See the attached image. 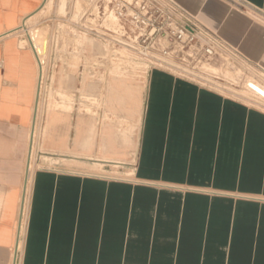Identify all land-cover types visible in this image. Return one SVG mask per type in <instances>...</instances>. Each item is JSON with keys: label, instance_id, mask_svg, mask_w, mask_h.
Wrapping results in <instances>:
<instances>
[{"label": "crops", "instance_id": "crops-1", "mask_svg": "<svg viewBox=\"0 0 264 264\" xmlns=\"http://www.w3.org/2000/svg\"><path fill=\"white\" fill-rule=\"evenodd\" d=\"M230 1L264 16V0H178L264 73V26ZM44 2L0 0V264H12L23 200L18 264H264V100L147 69L130 177L50 166L41 154L84 168L120 162L126 131L92 106L121 92L101 80L98 39L94 60L71 40L60 65L55 36L38 34L40 61L28 28Z\"/></svg>", "mask_w": 264, "mask_h": 264}, {"label": "rangeland", "instance_id": "rangeland-1", "mask_svg": "<svg viewBox=\"0 0 264 264\" xmlns=\"http://www.w3.org/2000/svg\"><path fill=\"white\" fill-rule=\"evenodd\" d=\"M91 1L92 0H48L42 9L43 11L36 16L39 24L29 26L28 28L30 30L28 32H31L34 27H39V37L55 36L57 59L60 65L65 64V53L71 40L80 47L83 45L84 41V45L88 48L89 58H91V61L94 60L92 51L98 49L95 48V46L92 47V44H97L98 42L91 36L82 33L77 28V23L81 21L83 14L88 10ZM230 2L229 5H231L232 8L238 7L245 13V16L249 17L255 23L264 26L263 15L247 5L233 1ZM100 45H103L105 50L102 63L106 69L101 80L109 85H113L114 83L120 84L121 92L120 96L118 95L117 97L114 95H107L105 104H99L98 101L95 100L92 106H95L96 110L105 108L107 113L113 114V121L116 127L122 128V131H126V133H122L121 138L116 139V144L119 145L122 150L120 162H105V165H97L94 168H84L79 161L75 160H63L60 159V157H57V159H50L42 154L40 158L42 162L49 163L50 166H55L60 170L96 174L110 178H129L131 173L130 165L134 161L136 141L141 124L142 90L140 87H143L146 81L147 65L136 59L132 53L125 49L113 51L112 48L104 44L100 43ZM223 57L224 60L221 61L222 63L214 67L211 66L212 68L209 66L207 67V70L215 76L212 82H214L217 87L230 91L237 96L240 94L246 97L243 92H250L244 84L247 79H253L264 85V73L258 66L246 62L238 55L234 57L223 55ZM78 61L79 58H75V64ZM228 70H231V72ZM57 76V83L59 85L62 83L64 84L66 80L65 73H59ZM53 108L58 111L65 110V106L62 105L53 106ZM91 111L92 109L89 110L90 113ZM37 142L38 139L35 136L31 173L35 167V160L38 157L36 153ZM74 156L78 155L75 154Z\"/></svg>", "mask_w": 264, "mask_h": 264}, {"label": "built area", "instance_id": "built-area-1", "mask_svg": "<svg viewBox=\"0 0 264 264\" xmlns=\"http://www.w3.org/2000/svg\"><path fill=\"white\" fill-rule=\"evenodd\" d=\"M84 31L113 49H125L147 69L161 68L211 83L207 67L236 51L178 0H93Z\"/></svg>", "mask_w": 264, "mask_h": 264}, {"label": "bare ground", "instance_id": "bare-ground-1", "mask_svg": "<svg viewBox=\"0 0 264 264\" xmlns=\"http://www.w3.org/2000/svg\"><path fill=\"white\" fill-rule=\"evenodd\" d=\"M47 1L48 0H45V2L43 4L44 6L46 5ZM44 6H43V8H44ZM38 34H39V27H36L30 32V35H29L30 41L35 43V38L38 36ZM41 40H42V37H39L38 38V42H40ZM47 43H48V40L47 39H43L41 44L35 43V45L33 46L36 54L38 55V57H39V59H40V61L42 63H44V58H45L46 50H47ZM211 66L214 67L213 65H211ZM228 69H230V68H228ZM228 71L231 72V70H228ZM244 84H245V87L247 88V90L250 91V92H243L246 97H248V98L255 97V98H259V99L264 100V85H262L259 82H256L253 79H247ZM238 99H239V97H238ZM139 121H140V119H139ZM34 142H35V136L33 135L32 139H31V145H32L31 152L28 155L29 164H28L27 171H26V178L27 179L30 177V174H31V162H32V155H33V150H34ZM24 214H25V200H23V206H22V209H21V216H20V222H19V228H18V234H17V240H16V244H15V251H14V257H13L12 264H18V252H19L20 244H21V235H22L23 216H24Z\"/></svg>", "mask_w": 264, "mask_h": 264}, {"label": "water", "instance_id": "water-1", "mask_svg": "<svg viewBox=\"0 0 264 264\" xmlns=\"http://www.w3.org/2000/svg\"><path fill=\"white\" fill-rule=\"evenodd\" d=\"M29 153H30V148H29ZM28 164H29V161H28ZM28 164H27V167H28Z\"/></svg>", "mask_w": 264, "mask_h": 264}]
</instances>
